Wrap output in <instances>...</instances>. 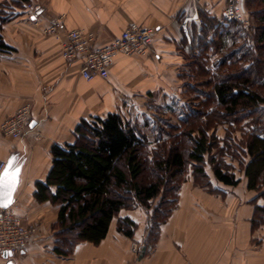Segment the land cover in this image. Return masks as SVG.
I'll use <instances>...</instances> for the list:
<instances>
[{
    "label": "crops",
    "instance_id": "1",
    "mask_svg": "<svg viewBox=\"0 0 264 264\" xmlns=\"http://www.w3.org/2000/svg\"><path fill=\"white\" fill-rule=\"evenodd\" d=\"M248 1L252 10V0H244V8L248 10ZM224 6L225 0H0V123L24 105L31 114L26 136L12 139L0 133V161L19 167L10 210L24 226L36 230L18 255L0 257V264H127L134 259L130 244L147 236L139 210H120L97 244L81 242L68 257L57 255L59 206L38 200L36 185L45 183L51 147L72 144L81 119L107 113L134 119L132 114L142 112L149 98H177L179 74L191 69V50L201 55V48H193L195 37L208 43L220 35L223 21L231 22L222 19ZM57 17H62L64 29L93 33L98 45L130 23L153 28L155 36L146 56L118 54L107 79L86 82L79 75V62L62 59L64 38L42 34ZM211 48L204 47L203 60L213 72L220 54ZM213 189L220 192L184 183L176 207L159 226L154 248L134 264H264V222L253 225L254 211L264 199L247 188L246 178L236 186ZM49 190L54 194V188ZM124 217L136 224L131 238L116 229L117 219Z\"/></svg>",
    "mask_w": 264,
    "mask_h": 264
},
{
    "label": "trees",
    "instance_id": "2",
    "mask_svg": "<svg viewBox=\"0 0 264 264\" xmlns=\"http://www.w3.org/2000/svg\"><path fill=\"white\" fill-rule=\"evenodd\" d=\"M252 1V10L249 1L246 10L249 27L223 21L220 24L222 32L217 38L208 43L200 35L194 39L193 48H201V55H195L191 50V69L188 75L183 71L179 74L187 92L198 90L200 100L197 103L193 101L188 113L179 115L180 121L185 119L187 125L192 121L191 124L198 130L196 137L193 136V126L182 134L187 137V144L176 142L168 146L164 143L157 150L149 152L145 150L146 136L141 133L135 119L119 113H107L104 117L81 119L74 129L75 140L72 144L51 147V167L45 183L36 185V198L59 206V231L54 247L57 255L68 257L81 242L97 244L105 237L111 220L117 217L120 210H132L139 206L149 208V203L159 197L146 238L151 245L157 239L159 226L174 210L172 205L178 199L179 177L185 173L186 167L193 166L195 184L206 182V187L210 185L204 172L206 156L218 183L238 185L240 179L211 154L218 145L220 151L225 153L231 146L225 143L220 145L216 135L207 133L209 129L216 130L218 116L234 120L238 115L245 118L259 115L248 125L240 149L247 159L242 168L247 188L256 191L263 188L264 0ZM211 26L209 24V28ZM228 41L232 42L231 46L227 45ZM206 46L220 54L213 72L204 64ZM171 102L175 104L177 99H171ZM209 105L216 109L207 110ZM197 107L201 108L196 111L194 108ZM165 108L171 111L172 107L168 104ZM200 118H204V121ZM196 175L201 181L195 179ZM49 188L55 189L54 194L50 193ZM170 193L172 197L167 196ZM163 202L173 203L161 210L159 205ZM253 218L254 227L264 222V205L256 207ZM116 229L131 238L136 224L128 217L118 218ZM149 245L144 246L143 251Z\"/></svg>",
    "mask_w": 264,
    "mask_h": 264
},
{
    "label": "built area",
    "instance_id": "3",
    "mask_svg": "<svg viewBox=\"0 0 264 264\" xmlns=\"http://www.w3.org/2000/svg\"><path fill=\"white\" fill-rule=\"evenodd\" d=\"M30 9L31 5L26 4ZM222 19L249 27L250 20L244 8V0H225ZM186 28V21L180 24ZM42 34L51 36L61 42L60 54L67 63L79 62V75L90 82L95 78L105 80L114 58L121 54L126 57H144L155 36V30L150 27L128 24L116 37L108 43L98 45L96 36L83 29H64L62 17L55 18L42 29ZM31 122L30 108L24 105L10 117L0 123V133L12 139L27 135ZM5 163L0 161V172ZM35 229L22 224L8 208H0V257L18 255L34 236ZM133 252L136 246L133 245Z\"/></svg>",
    "mask_w": 264,
    "mask_h": 264
},
{
    "label": "rangeland",
    "instance_id": "4",
    "mask_svg": "<svg viewBox=\"0 0 264 264\" xmlns=\"http://www.w3.org/2000/svg\"><path fill=\"white\" fill-rule=\"evenodd\" d=\"M185 73L186 75H188L187 68L185 69ZM192 84H194V81H192ZM184 85L186 86L187 84L185 83ZM197 91L198 90L196 91L190 90L189 92H187V89H185V87L183 86V83L181 82L180 93L178 97L176 98L177 103L174 104L173 102H170V101L165 102L162 100L161 96H156L155 98L153 99L149 98V100L147 99L144 102L143 107H141L142 110H139L142 112L137 113V116H134V114H132L133 115L132 118L135 119L137 126H139L140 128L141 133H143L146 136L147 146L145 147L146 148L145 150L147 151L149 150V152L155 149L157 150L158 147L164 145V143L167 144L168 146L176 142L178 143L183 142V144H187L186 143L188 142L187 137L182 134L184 132H187L190 126L191 127L193 126V128H195L194 127L195 125L191 124L192 121L191 123L189 122L190 124L187 125L188 121L186 122L185 119L180 121L179 115L181 113L183 114L188 113L192 109L191 105H193V101L194 103H197L200 101L198 99L199 93ZM168 104L172 107L171 111L165 108V106H167ZM129 106H130L129 103L126 102L127 112L132 111L131 107L129 108ZM187 107L189 108L187 109ZM209 107L210 108L209 109L207 108V110L216 109V108H213L212 105H209ZM200 108L197 107L194 109L198 111ZM123 113L125 114L126 112H123ZM192 116H196V115L192 114ZM258 116H259L258 114L257 115L255 114V115H252L251 117L245 118V117H241L240 115H238L236 118L234 117V120L230 118H225L223 116H220V117L218 116L217 125L215 126L216 130L209 129L207 131L208 135L212 133L213 135H216L218 139H220V143H221L220 145H224V143L228 145L231 144L230 149H227L226 153L224 151H220L219 149L220 146L218 145L216 148L212 149L211 154L214 155V157H216L215 159L221 162L222 165H226L227 167H229V170L233 172L238 179L240 178H242L243 180L245 179L243 172H242V168L247 160L246 157H243L241 154V149H240L241 139L244 136V134L247 133L248 125L252 123V121H254L255 118H258ZM203 119L200 118V120L204 121ZM197 135H198V130L195 128L193 136L196 137ZM232 154L234 155L232 156ZM204 172L207 175V178L209 179L210 185L208 187L204 185L206 184V182L202 185L195 184L194 168L192 165H188L185 169V173L181 177H179L181 182L179 185L178 196L180 194V190L183 184L188 183V182L192 183L197 188L204 190L205 192H208L211 194H214V193L218 194L220 191L218 189H213V187L219 186L221 184H219L214 179L210 164L207 160V156L205 157ZM195 179H198L199 181H201L198 175L195 176ZM262 191H264V186L261 190L256 191V193H258V197H259V194L262 193ZM165 192L166 190L163 192V194H165ZM172 195L173 194L170 193L167 196L172 197ZM261 197L264 198V195H262ZM159 200L160 198L158 197L154 201L150 202L149 208H144V207L139 206L135 209H132L134 211L139 210L138 213L140 214V216L145 218V225H146L147 233H148V227L150 224V220L151 218H153L154 209L158 206ZM171 203L173 202H166L165 204L163 202L162 203L163 205L161 204L159 206H161V210H162L164 208L169 207ZM176 205H177V202L176 204L173 203L172 206L175 208ZM35 233H36V230H35ZM146 238L141 242L132 241L129 247V251L133 255L134 259L128 262L127 264H134L136 259H140L141 257L148 255L152 251V249L155 246L154 243L156 242V240L154 243L149 245L147 243ZM133 245L136 246L135 252L131 250ZM148 245H149L148 249L146 251H143L144 246L147 247Z\"/></svg>",
    "mask_w": 264,
    "mask_h": 264
},
{
    "label": "snow or ice",
    "instance_id": "5",
    "mask_svg": "<svg viewBox=\"0 0 264 264\" xmlns=\"http://www.w3.org/2000/svg\"><path fill=\"white\" fill-rule=\"evenodd\" d=\"M13 163V161H10L4 171L0 172V198L6 199L8 202H10L11 191L14 190L18 175L16 171L12 170Z\"/></svg>",
    "mask_w": 264,
    "mask_h": 264
},
{
    "label": "water",
    "instance_id": "6",
    "mask_svg": "<svg viewBox=\"0 0 264 264\" xmlns=\"http://www.w3.org/2000/svg\"><path fill=\"white\" fill-rule=\"evenodd\" d=\"M9 162H7L5 164V167L8 166ZM5 167H4V169H5ZM4 169H3V171H4ZM12 170L13 171H16L18 173L17 178H16L17 179V182H16V184L14 186V190L11 191L10 202H8L6 199L0 198V208H8L13 203V194H14V191H15V189L17 187V184H18V178H19L20 169H19V167H14L13 164H12ZM5 204H6V206H4ZM3 257L6 258L7 257V254H4Z\"/></svg>",
    "mask_w": 264,
    "mask_h": 264
}]
</instances>
